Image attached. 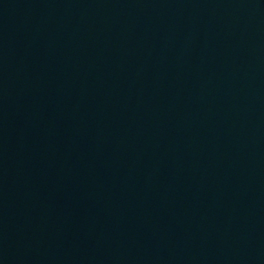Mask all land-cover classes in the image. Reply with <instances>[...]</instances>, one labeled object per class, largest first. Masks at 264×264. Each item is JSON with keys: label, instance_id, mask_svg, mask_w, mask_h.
Masks as SVG:
<instances>
[{"label": "water", "instance_id": "obj_1", "mask_svg": "<svg viewBox=\"0 0 264 264\" xmlns=\"http://www.w3.org/2000/svg\"><path fill=\"white\" fill-rule=\"evenodd\" d=\"M0 264H264V0H0Z\"/></svg>", "mask_w": 264, "mask_h": 264}]
</instances>
